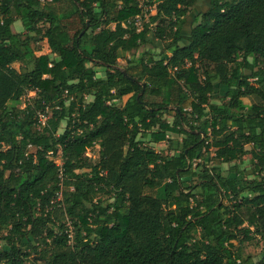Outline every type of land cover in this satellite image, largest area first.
<instances>
[{"label": "trees", "instance_id": "obj_1", "mask_svg": "<svg viewBox=\"0 0 264 264\" xmlns=\"http://www.w3.org/2000/svg\"><path fill=\"white\" fill-rule=\"evenodd\" d=\"M202 1L0 0V264H264V0Z\"/></svg>", "mask_w": 264, "mask_h": 264}, {"label": "rangeland", "instance_id": "obj_2", "mask_svg": "<svg viewBox=\"0 0 264 264\" xmlns=\"http://www.w3.org/2000/svg\"><path fill=\"white\" fill-rule=\"evenodd\" d=\"M43 1V0H42ZM209 0H203L197 7H195L194 9L191 10L190 14H189V17H188V23H187V28H191L192 25L194 24L195 22V18L201 14V12L205 11L209 5ZM145 17H138V20H137V25L138 27H140V29H142L143 27V24L147 21H149V16L150 14H155L156 13V10L155 9H150L148 6H145ZM12 15L16 16V12L13 10L12 12ZM78 19H74V20H69L68 23L69 25L71 26L72 29H77L79 28V22L77 21ZM14 28L16 31H23V26H22V23L20 21H17L15 24H14ZM188 29V30H189ZM35 48L37 49L36 51V55L37 56H42V55H51V57H55L54 54H52V50L49 46V43H48V40L47 39H43L41 40L36 46ZM149 50H153L155 54H160V49H156L154 48V46L152 44H144L141 46V48L138 50V51H134L135 53V56H139V54L141 52H144V51H149ZM131 57V54L128 53L126 54V57H122L118 60V66L120 68H125L127 65H128V62L127 60ZM13 66L17 69V70H22V69H26L27 66L26 64H23V63H20V62H17V63H14ZM98 71H99V76L101 77H105L106 76V69L105 68H102V67H98L97 68ZM34 93H31L29 96H26L23 98V102L19 104V107L20 108H24L26 106V102L28 101V99L33 96ZM245 101L248 103V104H251L253 102V99L252 98H246ZM212 102L213 103H223L224 102V94L220 91L216 92L213 94V97H212ZM164 118L170 122H173L174 121V114L173 115H169V114H166L164 116ZM48 117H44L42 115V123L45 124L46 121H47ZM67 126V123L64 122L62 125H61V128L59 129V133H63L65 128ZM33 130L32 131H35L37 128L33 127L32 128ZM169 136L173 139H178L179 141H182L184 139V136L182 135H178V134H175V133H169ZM205 136V135H204ZM151 135L147 138L148 141H150L148 144L150 146H152L153 148H155L156 151L162 153V154H172V150L170 149L169 147V144L167 141H161L159 143H153L151 142ZM212 140V139H211ZM213 143H215L214 140H212ZM214 146L216 147V145L214 144ZM215 147H212L210 151H212V154L214 153L215 151ZM246 148L251 151L252 150V146L251 145H247ZM32 151H35L36 149L35 148H31ZM99 150H100V147L99 146H96L94 148H91L88 150V152L86 153V155L91 159V161H97L99 159ZM53 159L56 161V163L58 164H61L62 163V159L60 156H56V157H53ZM200 161L197 160L196 163H199ZM219 166L222 168L223 170V173L225 175L228 174V171L230 169V167L234 166V165H237L239 166L240 170H242L244 173H245V177L247 179H252L253 178V173H252V168H253V163H252V154L249 153L247 154L246 156H244L242 159L240 160H237L235 162H232V163H220L219 161L215 160V161H212V163H210L208 166L209 167H213V166ZM239 180L241 179L240 176H236ZM105 199V197H104ZM263 247H264V244H263V241L262 239L258 236L256 237L254 240L252 241H246L244 243H240L239 241L236 242V249H241L242 250V255L244 257H248V256H251L253 261L254 262H258L260 260V258L262 257L263 255ZM37 264H44L43 261H38Z\"/></svg>", "mask_w": 264, "mask_h": 264}, {"label": "water", "instance_id": "obj_3", "mask_svg": "<svg viewBox=\"0 0 264 264\" xmlns=\"http://www.w3.org/2000/svg\"><path fill=\"white\" fill-rule=\"evenodd\" d=\"M85 31H83V33H84ZM143 84H145V83H143Z\"/></svg>", "mask_w": 264, "mask_h": 264}, {"label": "crops", "instance_id": "obj_4", "mask_svg": "<svg viewBox=\"0 0 264 264\" xmlns=\"http://www.w3.org/2000/svg\"><path fill=\"white\" fill-rule=\"evenodd\" d=\"M18 32H20V31L18 30Z\"/></svg>", "mask_w": 264, "mask_h": 264}]
</instances>
